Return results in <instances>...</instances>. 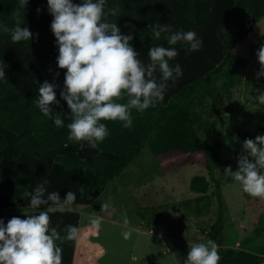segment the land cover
I'll return each instance as SVG.
<instances>
[{"label":"trees","instance_id":"1","mask_svg":"<svg viewBox=\"0 0 264 264\" xmlns=\"http://www.w3.org/2000/svg\"><path fill=\"white\" fill-rule=\"evenodd\" d=\"M18 7L19 0H0V25L14 27ZM106 7H119L118 17L108 19L117 23L122 33L131 30L125 27L126 23L135 25L131 43L145 63L150 47H169L163 35L159 40L153 39L150 26L158 21L169 23L173 31H195L203 40L202 47L193 52L184 43L172 46L179 55L170 64H180L183 75L168 82L164 99L143 113L133 110L130 129L123 128L119 121L105 122L109 130L105 140L95 149L85 143L81 151L78 143L67 140L66 125L70 121L66 117L65 126L57 128L35 106L39 84L48 80L59 86L56 97L60 107L51 105L53 111H68L60 98L66 70L56 64L58 47L50 29L53 17L48 13L47 0H29L26 9H20L25 20L22 27L28 26L38 37L14 44L9 33L0 31V62L7 65V77L0 80V212L31 208L23 194L43 178L49 182L47 191H58L62 199L68 191L76 193L72 207L91 206L129 169L144 147L154 157L172 152L191 157L201 152L203 146L191 107L203 94L229 97L231 89L241 83L239 68L243 59L234 55L233 48L264 16V0H107ZM156 77L159 80L160 74L156 73ZM208 78L210 84L203 88L202 82ZM253 81L264 91V77L255 76ZM209 175L212 177L211 170ZM189 189L197 194V214L208 216L211 200L207 179L192 177ZM216 189L218 217L210 232L221 246L225 205L218 184ZM50 215L51 225H59L61 236L66 235V225L78 227L80 215L73 210ZM13 216L24 218V213H0L5 223ZM252 232L258 240L251 243L252 238H248V245L239 250L219 247V264L264 263V212L257 217ZM75 243L57 241L63 249L62 264H72Z\"/></svg>","mask_w":264,"mask_h":264},{"label":"clouds","instance_id":"2","mask_svg":"<svg viewBox=\"0 0 264 264\" xmlns=\"http://www.w3.org/2000/svg\"><path fill=\"white\" fill-rule=\"evenodd\" d=\"M29 0H19L14 13V27L0 25V31L9 33L12 43L31 41L38 37L24 25V14ZM107 0H47L48 13L53 17L50 29L58 47L56 64L66 70L60 98L66 102L68 111L55 112L51 105L60 107L56 97L59 87L45 80L39 84L38 97L34 99L40 112L51 119L57 128L65 126V117L70 121L66 127L67 140L76 142L83 151L85 143L95 149L109 135L105 122L119 121L122 127L133 126L132 111L143 113L149 107L162 101L168 89V82H175L183 75L180 64H170L179 55L178 43L189 46L190 51H199L203 40L193 30L173 31L169 23L156 22L151 25L153 39L162 35L169 47L154 45L148 49V62L139 57L140 52L132 45L135 25L125 24L131 30L122 33L117 23L109 17H118L119 7H106ZM41 9H37L39 13ZM260 64L257 79L264 77V44L255 53ZM7 65L0 62V80L5 79ZM51 71V69H50ZM156 73L160 74L157 80ZM59 73H56L58 76ZM258 103L264 105V92H259ZM243 152L238 157L235 171L229 166L225 173L239 182L243 192L250 197L264 199V135L254 139L246 138ZM251 157V159H250ZM48 180L41 179L31 191L25 190L23 199L29 200V207L39 209L24 218L13 216L5 223L0 218V264H62L63 249L57 244L76 241L80 229L66 225L61 236L59 225H51V215L70 210L77 197L68 191L62 199L58 191H47ZM81 191H83L81 189ZM115 208L108 202L101 204L102 211ZM103 218L93 216L90 226L99 230ZM125 219V226L128 225ZM132 231L122 232L124 239H130ZM219 244L209 239L206 243L188 245L184 264H219Z\"/></svg>","mask_w":264,"mask_h":264},{"label":"rangeland","instance_id":"3","mask_svg":"<svg viewBox=\"0 0 264 264\" xmlns=\"http://www.w3.org/2000/svg\"><path fill=\"white\" fill-rule=\"evenodd\" d=\"M261 44L264 16L233 48L234 55L243 59L241 83L231 89L229 97L215 93L195 99L191 116L203 146L201 152L191 157L175 152L154 157L144 147L93 205L71 207L80 215L73 264H184L188 245L213 240L210 230L218 217L216 184L225 205L220 247L239 250L248 245V238H252L251 243L258 240L252 229L264 212V199L246 198L239 182L224 170L229 166L237 169L246 138L264 135V105L257 100L259 92L264 91L253 81L260 71L255 53ZM209 84L210 78L202 82L203 88ZM194 176L205 177L209 184L211 205L206 217L197 214V194L189 189ZM109 198L115 211H102L101 204ZM38 211L25 208L8 212ZM93 216L103 218L99 230L90 226ZM128 230L132 235L126 240L122 232Z\"/></svg>","mask_w":264,"mask_h":264},{"label":"crops","instance_id":"4","mask_svg":"<svg viewBox=\"0 0 264 264\" xmlns=\"http://www.w3.org/2000/svg\"><path fill=\"white\" fill-rule=\"evenodd\" d=\"M7 211H10V210H7ZM6 213H10V212H7ZM150 234H152V232H150ZM73 259H74V255H73ZM72 264H73V260H72Z\"/></svg>","mask_w":264,"mask_h":264}]
</instances>
